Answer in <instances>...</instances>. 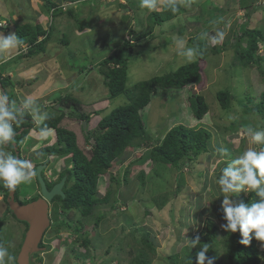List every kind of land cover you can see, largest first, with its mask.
<instances>
[{
    "label": "rangeland",
    "instance_id": "1",
    "mask_svg": "<svg viewBox=\"0 0 264 264\" xmlns=\"http://www.w3.org/2000/svg\"><path fill=\"white\" fill-rule=\"evenodd\" d=\"M52 1L57 2L64 9L70 8L77 16L63 12L52 17L44 0H0V21L8 23L3 28L5 35L15 33L16 22L39 23L44 29H51L44 53L27 58L20 57L19 60L11 59L17 49L5 54L8 58L6 62L0 63V70L5 68L4 74L10 76L12 85L7 86L6 89L9 97L16 101L18 107L24 98L35 97V94L43 96L48 92L43 99L36 101V104L40 103L38 106L42 113L54 112L52 107L56 108V106H52L53 100L64 95L74 97L81 102V111L91 114V118L86 121V131L95 136L101 131L96 126L101 115L99 111L96 116L92 113L102 108L108 112L109 109L128 102L123 94L109 97L107 87L95 64L111 52L108 42L120 37L132 39L133 35L145 33L149 11L139 7L140 0ZM165 3L166 0H162L157 10L166 7ZM178 3L183 8L182 12L162 24H155L153 31L140 40V42L148 40V44L155 47L146 48L129 60L126 86L132 87L141 80L164 74L189 63L186 57L179 54L176 41L183 39L186 41V48H193L191 38L195 34L203 38L200 30L204 23L213 22L210 27L214 36L207 39L208 43L212 45L228 41L226 48L220 54L209 53L200 62L206 81L202 79L200 87L187 85L181 89H166L159 94L157 91L141 110L152 141L161 140L176 124L210 128L212 136L208 152L202 153L192 161L182 163L177 169L152 162L149 158L150 149L147 147L127 148L122 157L114 160L106 172L99 176L97 190L100 195L98 196L101 197L108 190H111V194L109 201L97 204L88 218L86 230L91 243L84 247L80 243V237H76L69 229L63 228L59 232L60 237L56 236L53 229H48L44 235V242H48L50 247L48 250L44 247L40 252L41 261L38 262L33 258L37 264H117L118 262L127 264L137 254L138 249L143 248V245L138 243V239L144 231L149 233L154 244L155 252L152 254L148 251L152 264H168L166 257L185 246V238L191 239L199 232L206 218L211 216V208L215 204H221L223 197L220 196L217 179L226 163L221 162L223 157L220 150L226 149L229 154L227 159H234L250 146L249 137L247 135L242 137L241 134L249 127L254 130L264 129V120H257V115L249 116L252 125L247 124L244 127L237 125L231 128L230 124L234 119L242 120L243 112L240 106L233 100L230 108L224 110L215 97L219 89H229L237 99L244 95L245 86H254L253 90L257 94L264 88L258 68H248L241 73L238 63L233 61L235 59L237 62V56L231 48V44L234 43L233 31H237L238 25L247 20L245 11L235 2L229 3L227 10L220 12V15H214L213 8L223 7L224 0H182V2L178 0ZM241 3L244 1L241 0ZM121 4H124V7ZM254 6L256 10L249 18V26L262 27L264 0H255ZM198 16L202 19H198ZM77 19L84 24L81 30L76 25ZM220 19L223 23L218 21ZM130 30L134 33H130ZM219 33L224 34L223 38H219ZM213 37L217 38L215 42ZM258 47V52L264 56V39ZM195 59H197L196 52ZM62 78L64 81H61ZM192 90L201 91L209 104V111L201 120H196L191 115L188 96ZM59 105L60 103L57 107ZM60 125L74 131L80 149L89 155L91 146L84 138L81 121L71 116L64 118ZM38 135L39 133L32 129L23 140L19 141L22 144L21 155L33 165L43 163L45 160L32 151L33 146L37 143L43 146L56 142L55 132L44 141H40ZM255 147L259 150L264 148V144ZM3 150L11 152V149L6 147H3ZM64 154H58L54 158L49 157V164L44 172L48 178L57 179L59 172L71 164L65 162L66 157L70 159V154ZM127 167L129 172L127 180H124ZM141 172L144 174L142 184ZM111 176L119 179L120 184L117 185ZM178 181L182 183L178 195L176 197L168 195L170 196L168 201L164 205L157 206L154 202L159 194L165 191L164 187L175 188ZM19 191L21 199L35 195L38 192L35 178L33 177L30 182L19 184ZM240 194L247 195L243 192L238 195ZM116 196L119 200L114 201ZM50 207L49 215L52 213L53 205L50 204ZM4 213L6 217L2 225V236L4 246L8 248L12 257L11 260L6 257L5 264H13L14 256L19 252V244L23 240L25 224L7 213V204L3 194L0 193V217ZM98 215H102V218L96 226H93L94 218ZM129 220H133L135 224L129 225ZM217 224L219 228L217 240H219L222 232L220 230L223 228L220 222L217 221ZM122 225L126 227V235L122 243L119 241L121 251L114 252L116 247L112 246L110 252L106 253L114 236L121 237L119 230ZM133 228L134 237L131 234ZM63 240L68 245L75 246L76 252L85 255V258L82 261L73 258L71 250H67L62 243ZM257 244L260 245V249H264L261 241ZM217 247L221 253L220 245ZM144 249L147 250L146 247Z\"/></svg>",
    "mask_w": 264,
    "mask_h": 264
},
{
    "label": "trees",
    "instance_id": "2",
    "mask_svg": "<svg viewBox=\"0 0 264 264\" xmlns=\"http://www.w3.org/2000/svg\"><path fill=\"white\" fill-rule=\"evenodd\" d=\"M79 1L85 2L83 0ZM242 1H244V3H241V0H224L223 7L213 8L212 11L214 15H220V12L227 10L229 3L235 2H237L239 8L245 11L247 20L238 25L237 31H233L234 43L231 44V48L234 50L235 56H237V62L235 59L233 61L234 63H238L241 73L248 68H258L264 83V56L258 52V45L264 39V26H249V18L256 10L254 6L255 0ZM44 2L47 10L51 11L52 17L63 12L74 17L77 16L74 15L73 10L71 11L70 8L64 9L55 1L44 0ZM121 5L124 7L123 4ZM177 9L176 12H173L171 9L164 7L160 10L149 12L145 33L133 35L132 39L120 37L107 43L111 52L96 63L95 67L103 78V83L107 87L109 97L113 98L123 94L127 97L128 102L113 107L109 109L108 112L103 113L98 122L101 131H99L97 135L94 136L89 131L84 133L85 140L91 146L88 152L89 155H86L83 150L80 149L74 131L61 126L60 123L65 116H74L77 120L87 121L90 118V114L81 112L79 101L70 96L59 97V99L52 101V106L60 103V105L69 108V111L67 114L64 111L58 114L48 112L49 119L45 120L40 127L47 125L49 128L54 129L57 140L55 144L42 146L38 151L42 153L40 156L45 159L43 161L45 165L49 163V156H57L62 153H65L64 155L70 154V159L66 157L65 162H71L67 168L59 173L56 180L59 181L63 175H66L67 180L63 187L64 196H55L51 201L53 208L50 214V226L48 229H53L56 236H59V232L64 228L65 230L69 229L72 231L76 237H80V243L84 247H87L91 243V238L86 230L88 218L91 216V212L97 204L109 201V196L111 194V190H108L107 193L101 197L98 196L100 195L97 190L99 176L106 172L114 160L121 158L127 148L147 147L150 149L149 158L152 162L160 163L167 167L173 166L177 169L181 167L182 163L192 161L202 153L208 152L209 141L212 136L210 128L205 126L192 127L184 124H176L166 132L161 140L152 141L145 127L141 110L145 108L157 91V94H159L166 89H181L187 85L200 87L202 85V79L206 81V75L200 67V62L209 53L215 55L220 54L226 48L228 41L225 40L221 44L215 43L212 45L208 43L207 39L210 36H214V32L210 27L213 22L204 23L203 28L200 30V35H202L203 38H200L199 34H195L190 40L193 48L196 50L197 59L180 65L172 71L141 80L132 87L126 86V71L129 60L140 51L155 47L154 45L148 44V40L144 42H140V40L153 31L155 24H162L183 11L179 3H177ZM198 19H202V17L198 16ZM76 21L77 27L81 30L84 24L80 23L79 19ZM218 21L223 23L222 19ZM15 26V34L18 38L22 39V44H26L28 47L27 52L20 57L35 56L46 50V44L51 33L50 28L46 30L39 23L18 24L16 22ZM130 33L134 32L130 30ZM147 45L148 47H146ZM2 73L1 70L0 90L9 97L6 87L11 85L10 77L3 76ZM253 87L254 86H245L243 89L244 95L237 99L229 89H219L216 91L215 97L222 109H229L232 101L235 100L243 112L242 120L239 121L238 119H234L230 124L231 128H235L237 125L242 127L247 124L252 125V121L249 119L250 115H257V120L259 121L260 119L264 120V88L257 94L254 92ZM9 99L11 100L10 97ZM17 101L19 102L18 99ZM188 105L192 117L196 120L203 119L205 114L209 111V104L201 91L193 92L192 90L188 96ZM94 113L98 114V111H94ZM17 115L19 118V114ZM13 128L16 131L15 143L17 151L20 150L22 145L19 141L23 140L32 129L39 132V128L32 120V117L27 113L20 124H13ZM20 129H22L21 132H19ZM91 139H93L94 142H92ZM6 148L11 149V154L14 156L25 160V157L21 155L20 152L18 154L15 153L12 143L6 145ZM128 172L129 168L127 167L123 176L124 180H127ZM111 179L115 180L117 185L120 184L119 179L114 176H111ZM143 182L144 174L141 172L140 183L142 184ZM46 184L50 187L53 182ZM181 185L182 183L178 181L175 188L164 187L165 191L159 194L154 203H156L157 206L164 205L171 195L174 197L178 195ZM0 191L3 192L6 202L9 190L3 187L2 182H0ZM36 198L37 195H33L28 199H21L19 185H17L14 191L13 202L20 205ZM237 199L245 203H251L257 198L254 193H248L246 196L243 194L237 195ZM113 200L117 201L119 199L116 196ZM111 206L113 208L112 204ZM210 212L211 216L206 218L203 223V228L192 236V238L199 236L200 244L192 248H188L186 244L178 252L169 254L166 257L168 264H196V254L200 251V245L202 246L204 243L209 244V251L206 255L208 257H215V264H264V249H260V245L257 244L258 240L255 238L252 239L249 246H245L239 243L241 239L239 231L231 233L222 229L220 230L222 231L220 235L221 238L217 240L219 235L217 221L220 222V224L226 223L222 218L223 212L221 204H215ZM7 213L15 217L12 208L8 205ZM70 214L72 217H70ZM5 217L6 215L4 216V214L0 217V244L3 245L2 225L5 221ZM101 218L102 215L96 216L93 226H96ZM19 221L25 224V229L22 234L24 237L27 224L24 221ZM128 223L129 225L135 224L133 220H129ZM137 230L136 231L139 232L138 227ZM119 231L121 237L118 238L119 236H114L109 243L106 253L110 252L112 246L116 247V251L114 252L117 253V250L121 251L120 247L126 235V227L122 225ZM131 234H135L134 228ZM134 236L135 235H133V237ZM115 237L117 240H115ZM119 241H121V243ZM138 241V243L143 245V248L138 249L137 254L127 264H152L148 256V251L153 254L155 249L149 233L145 231L142 232ZM62 243L66 246L67 250H71L72 256L76 260L82 261L85 258V255L82 256L79 252H76L75 246L68 245L65 240H63ZM20 245L21 244H19V247ZM219 245L221 247L219 249L222 250L221 253H219L220 251L217 247ZM39 246L45 247L46 250L49 249V243L44 242V236L39 242ZM145 247L147 250L144 249ZM39 254L40 252H36L32 255L38 262L41 261V256H39ZM13 264H17L16 256H14ZM117 264L123 263L118 262Z\"/></svg>",
    "mask_w": 264,
    "mask_h": 264
},
{
    "label": "clouds",
    "instance_id": "3",
    "mask_svg": "<svg viewBox=\"0 0 264 264\" xmlns=\"http://www.w3.org/2000/svg\"><path fill=\"white\" fill-rule=\"evenodd\" d=\"M180 2H182V0H180ZM161 3L162 0H140L139 7L141 9H147L149 12H152V11H156ZM177 3L178 0H166L165 6L171 9L173 12H176L178 10ZM7 24H8L7 22L0 21V30L3 31V28L6 27ZM223 35H224L223 33H219V38H223ZM212 39L213 42H215L217 38L213 37ZM64 42L66 43V41ZM22 43H23L22 39L18 38L15 33H9L8 35H5L4 32V35L0 34V63L2 64L3 62H6L8 57L5 54L7 52L16 49L17 52L14 56L11 57V59L16 58L17 60H19L18 57L25 54L28 48L26 44H22ZM176 44H177V48L180 50L179 51L180 55L186 57L189 62L195 59L196 50L194 48H186L185 46L186 41H184L183 39H178L176 41ZM41 53L44 52H40L38 54ZM23 58H27V57H23ZM3 69L5 70V68ZM4 70H2L3 72L2 74L3 76H7L4 74ZM61 81H64L63 78L61 79ZM46 95H48V92L39 98L28 96L23 99L21 105L18 107L16 101L10 100L8 95L2 93V90H0V182H2L3 187L8 189L10 192L15 191L17 185L24 182H30L33 177L35 178L36 165L44 164V163H36L33 165L31 161L22 160L17 156L11 154V152L3 150V146L6 147V145H8L9 143H12V145L14 144L16 131L13 128V124H20L23 121L26 113L32 117V120L39 128V132L35 130L34 131L39 133L38 139L40 141L47 140L49 137L53 135L54 129L49 128L47 125L40 127V125H42L45 120L49 119V115L46 112L42 113L40 111V108L38 106V104L40 103L38 102L36 104V101H39V99H43ZM64 96H70V95H64ZM70 97L74 98L72 96ZM79 103L81 107V102L79 101ZM57 105L58 104L56 105L54 104L56 108L52 107L54 111L53 113L58 114L61 111H64L66 114L68 113L69 108H66L63 105H59L57 107ZM102 109L97 110V111H103L100 112L101 116L103 115V113H106V109L105 110ZM17 114H19V118ZM92 114L96 116L94 112ZM66 117L67 116H65L64 118ZM64 118L62 119V121L64 120ZM90 118H91V114H90ZM99 121L100 119H98L97 121L96 124L97 127H99L98 126ZM81 128L84 134L86 132V129L83 128L82 125ZM245 135L249 137L250 146L243 152V154L239 155L234 159L228 160L227 157L229 154L227 150L226 149L220 150L221 155L223 157L221 162L226 163V166L221 169V175L217 179L219 191L221 193L220 196L223 197L221 201V208L223 212L222 218L224 221H226V223L222 224L221 227L224 230L231 233H235L239 231L241 236L239 243L245 246H249L253 238H255L258 241H261L262 246H264V148L258 150L255 147V145L264 144V129L254 130L252 127H249L246 129V132L241 134L242 137ZM53 144H47V145H53ZM13 147L15 149L16 154H18L21 151V148L19 151L16 150V143L15 146L13 145ZM41 147L42 145L37 143L35 146H33L32 151L35 152L37 156H40L42 155V153H40L38 150ZM49 157L54 158V156L52 155ZM47 165L44 164V168L41 171V176L43 174L42 177L44 178L46 183L53 182V184H55L56 182H58L56 181L57 179L53 180L54 178H48L44 174L46 169L45 167ZM48 179L51 181L48 182L47 181ZM35 181L37 183V186H39L37 176ZM51 186L50 187L47 186V187L50 189ZM39 188L40 186L38 187V190ZM241 192L245 194L254 193L257 199L251 203H245L242 200L236 199L237 195ZM0 193L3 194V192L1 191ZM35 195H37V193ZM39 195L40 192L37 195V197ZM51 201L49 202L48 212L50 211L49 209L51 208L50 207ZM6 204L10 206L8 200L6 201ZM4 215L6 214L4 213ZM185 239L188 248H192L200 244L199 236H196L192 239H187V238ZM209 247L210 246L207 243L202 244V246L200 245V251L196 254V264H215V257H208L206 255V253L209 251ZM43 249H41V251ZM6 257L9 260L12 259V257L9 255L8 248L5 247L3 244H0V264H5Z\"/></svg>",
    "mask_w": 264,
    "mask_h": 264
},
{
    "label": "water",
    "instance_id": "4",
    "mask_svg": "<svg viewBox=\"0 0 264 264\" xmlns=\"http://www.w3.org/2000/svg\"><path fill=\"white\" fill-rule=\"evenodd\" d=\"M0 34L4 35V31L0 30ZM82 126L85 128V122H83ZM13 145L15 146V143ZM43 168L44 164L36 165V176L40 186V195L35 200L19 205L13 202L14 191H9L8 194L7 200L13 213L17 219L27 224L23 241L16 256L17 264H36L32 259V255L43 249L39 246V242L50 225V216L48 212L49 202L55 196H64L62 188L66 176H62V178L49 189L44 178L41 176Z\"/></svg>",
    "mask_w": 264,
    "mask_h": 264
},
{
    "label": "bare ground",
    "instance_id": "5",
    "mask_svg": "<svg viewBox=\"0 0 264 264\" xmlns=\"http://www.w3.org/2000/svg\"><path fill=\"white\" fill-rule=\"evenodd\" d=\"M49 110V109H48ZM48 112V111H47ZM81 121V125H83V122H85V129H86V120H80ZM92 141H94L93 139H91ZM36 163V162H35ZM67 180V179H66ZM64 187V186H63ZM20 202V201H19Z\"/></svg>",
    "mask_w": 264,
    "mask_h": 264
},
{
    "label": "flooded vegetation",
    "instance_id": "6",
    "mask_svg": "<svg viewBox=\"0 0 264 264\" xmlns=\"http://www.w3.org/2000/svg\"><path fill=\"white\" fill-rule=\"evenodd\" d=\"M35 180H36V175H35ZM48 182H50L51 180H47ZM39 187V186H38ZM39 192H40V188H39V190H38V192H37V195L39 194Z\"/></svg>",
    "mask_w": 264,
    "mask_h": 264
},
{
    "label": "crops",
    "instance_id": "7",
    "mask_svg": "<svg viewBox=\"0 0 264 264\" xmlns=\"http://www.w3.org/2000/svg\"><path fill=\"white\" fill-rule=\"evenodd\" d=\"M12 70H13V69H12ZM34 96L39 98V97H41L42 95L35 94Z\"/></svg>",
    "mask_w": 264,
    "mask_h": 264
}]
</instances>
